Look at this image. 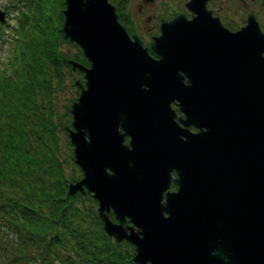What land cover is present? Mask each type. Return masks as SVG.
<instances>
[{
	"label": "water",
	"instance_id": "obj_1",
	"mask_svg": "<svg viewBox=\"0 0 264 264\" xmlns=\"http://www.w3.org/2000/svg\"><path fill=\"white\" fill-rule=\"evenodd\" d=\"M63 3L62 35L89 62L68 60L85 81L68 129L82 174L67 193H91L103 231L133 245L135 264H264V36L255 23L224 32L206 16L175 15L152 57L106 0Z\"/></svg>",
	"mask_w": 264,
	"mask_h": 264
},
{
	"label": "trees",
	"instance_id": "obj_2",
	"mask_svg": "<svg viewBox=\"0 0 264 264\" xmlns=\"http://www.w3.org/2000/svg\"><path fill=\"white\" fill-rule=\"evenodd\" d=\"M37 1L27 0L26 4L28 8L43 9L45 0ZM29 12L24 17V22L26 21L27 24L21 28L23 32L19 34L17 41L16 55L18 61L23 62L17 74L18 79H24V76L28 74L27 70L31 69L30 66L29 68L25 66L27 59H22V52L28 50V46L25 48L24 38L31 33L29 22L35 25L40 35L38 44L42 47L44 56L47 52V55L53 57L54 64L59 62L54 45L56 36L61 35L59 31L61 15L57 17L58 25H55L49 11L41 10L40 14L45 21L41 26L28 19ZM30 18L38 21L37 17ZM30 74L32 78L26 82L25 86L20 87L18 79L13 82L8 79L9 76L0 73V105H5L3 111L6 116L4 124L0 125V218L8 221L12 225V231L20 238L19 243L14 247L15 251L18 246L25 249V245H33V249L36 250L33 254L27 255L26 260L27 262L29 260L30 264H35L36 260L44 264H54L57 261H59L58 264H134L130 260L129 252L125 255L120 251L114 253L109 251L110 244L102 232L95 234L94 238L84 240L87 238L86 234L78 232L73 225V216L78 211V207L73 205L72 197L66 194L65 187L69 179L63 177L58 171L56 178L51 182L48 180L51 172L56 168L59 169L58 159L54 157L57 146L55 140L52 141L50 149L42 151L41 157L36 150L31 151L29 148V146L32 147L31 144L26 147L29 137L25 136L20 125H17L15 121L18 116L16 114L18 107L24 106L18 103L17 96L27 94L34 82V73L30 72ZM5 90H14L16 96L10 97ZM19 90L22 91L20 94ZM3 98L7 99L4 104L1 102ZM35 166H37V174L33 172ZM33 175L35 178H42L44 184H39L37 187V182H31ZM35 178L34 180L37 181ZM41 201L47 202L48 211L39 210L37 204ZM71 241V244L75 246L74 253L72 251L68 255L60 254L59 252H67V246L71 247ZM22 252L17 251L15 260L25 257L26 253L24 250ZM54 258L57 260L55 261Z\"/></svg>",
	"mask_w": 264,
	"mask_h": 264
},
{
	"label": "rangeland",
	"instance_id": "obj_3",
	"mask_svg": "<svg viewBox=\"0 0 264 264\" xmlns=\"http://www.w3.org/2000/svg\"><path fill=\"white\" fill-rule=\"evenodd\" d=\"M5 1L6 0H0V9L1 5ZM108 1L113 3L112 0ZM137 1L139 0H126L127 5L123 8V11L128 16L131 14L132 8L134 9ZM37 2H40V0ZM177 2L179 1L163 0L162 8H175L179 4ZM44 4L45 6L43 9L40 7L39 9H37L38 7H29L27 9L30 11L28 19L32 20L35 24L39 23V25L43 26L45 21L44 17L40 13L41 10L42 12L48 10L50 15L54 18L53 23L58 25L59 20H57V17L61 15V9L64 7L63 0H45ZM249 5V9L264 10V0H254L253 3H250ZM15 6L16 7H14L13 11L9 10V16H6V21L8 24L3 23L0 26V68H3L4 71L9 69L11 76L8 77V79L13 80V82L18 79L16 72L23 64L22 61V63L16 62V70L14 71V62L12 61L14 53V41L16 39L14 36H18L16 29L19 23L18 20L15 19L14 15L20 9V5L17 3ZM162 10L165 11L166 9ZM257 14L260 18L264 17L263 13L258 12ZM120 16L123 17V15ZM30 17H37L38 21L31 19ZM138 18V20L144 21L145 15H140ZM121 23L122 25L124 24L126 26L131 25V21L127 23L121 21ZM29 29L31 30V38L29 35L24 38V45L25 48L28 46V50H26V52H22V59H27V61L25 60V66L26 68H29L30 66L31 69L30 71L27 70L28 74L24 76V79H18V83L20 87L25 86L26 82L32 78V74H30V72L34 73V82L27 94L17 96L19 98L18 103H22L24 106L18 107L16 113L18 116L16 117L15 123L20 125L22 132H24L26 137H29L26 147L31 144L32 147L29 146L31 151L36 150L38 156L40 157L42 151L50 149L52 147V141L55 140L57 146L54 150V157L58 159L59 169H54L51 172V175L48 176V180L51 182L54 178H56L59 171L62 173L63 177L68 178L69 181L72 182L81 176V172L73 160L71 151L72 145L68 140L67 129L70 127L71 120L69 110L71 103L76 100L79 89L84 85V81L82 72L80 70L71 68L68 63L60 64L59 62H67L64 58L74 59L84 65H87L88 62L77 45L67 38H64L62 35H58L56 36L54 49L55 53L59 57V62L54 64L52 61L53 57L47 55V52L44 56L42 47L38 44L40 35L36 31L35 25H32V23L29 22ZM142 38L140 39L146 41V38ZM16 61H18L17 58ZM6 62L10 63V65L8 66ZM0 71L3 73L2 70ZM5 91L6 93H9L10 97L16 96L14 90ZM21 92L22 91L19 90V94ZM9 100H11V98H9ZM1 102L4 104L7 102V99L3 98V101ZM3 110H5V105H0V125H3L5 122L6 116ZM33 172L34 174H37V166H35ZM34 178L31 180V182H37V187L39 184H44L42 178L39 179L36 177L35 179L37 181H35ZM171 186L172 185L169 187ZM78 193L79 195H77ZM71 197L73 205L78 207L77 212H79L74 213L72 223L77 228L78 232L86 234L87 238H84V240L94 238L95 234L102 232L106 236V241L110 244L109 251L113 253L115 251H120L125 253V255L128 252L130 255L132 254V245L130 246L128 242L123 240L116 241L111 236H107L103 232L101 227V217L96 208L97 203L91 197L90 193L85 191H75L71 194ZM37 205L39 210H42L43 212L48 211L47 202L41 201ZM105 214L109 218L111 217L110 215H112L110 212ZM11 227L12 225L9 224L8 221L0 218V264H30L29 260L28 262L26 261L28 259L27 255L33 254L36 249H33V245L28 244L25 245V249H21L20 246H18L17 251L23 253L22 251L24 250L26 255L23 259L17 258L15 260L17 251H15L14 247H16L19 243L20 238L15 235ZM71 243L72 241L70 242L71 247L67 246V252L59 253L62 255H68L69 252L72 251L74 253L73 249L75 246H73ZM101 245L102 243L100 242V246ZM56 260L57 259H55V261ZM36 262L34 261L35 264H44L41 262L38 263L37 260ZM58 262L59 261L54 264H58Z\"/></svg>",
	"mask_w": 264,
	"mask_h": 264
},
{
	"label": "flooded vegetation",
	"instance_id": "obj_4",
	"mask_svg": "<svg viewBox=\"0 0 264 264\" xmlns=\"http://www.w3.org/2000/svg\"><path fill=\"white\" fill-rule=\"evenodd\" d=\"M162 1L139 0L134 9L132 8L129 16L123 11L127 5L126 0H112V5L117 13L119 11L120 15L126 16V18H122V22L131 21L130 26L123 24L129 34L133 32L139 38H146V41L142 40L146 48L153 41V38L158 36L160 25L179 14L186 19H191L194 16H206L215 24V28L224 32H235L245 26L248 20H251L255 23L257 31L264 36V17L260 18L257 14L258 12L264 14V10L249 9V4L253 3L254 0H199V4L194 9L187 6L189 0H178V6L170 9L162 8ZM162 9L166 10L163 11ZM140 15H145L144 21L138 20ZM149 53L155 57L153 52L149 51ZM262 56H264V51ZM188 128L193 131L196 129L191 125ZM170 189H174V186L172 185Z\"/></svg>",
	"mask_w": 264,
	"mask_h": 264
},
{
	"label": "bare ground",
	"instance_id": "obj_5",
	"mask_svg": "<svg viewBox=\"0 0 264 264\" xmlns=\"http://www.w3.org/2000/svg\"><path fill=\"white\" fill-rule=\"evenodd\" d=\"M156 146H157V145H156ZM163 148H164V146H163ZM161 151H162V150L159 149V150H157L155 153L158 154V153L161 152ZM166 151H167V150H166ZM162 154H163V152H162ZM166 154H167V153H166ZM160 155H161V153H160ZM158 156H159V155H158ZM151 167H153V166H151ZM155 170H156V168H155ZM153 175H154V177H156L155 174H153ZM138 186H139V185L137 184V182H133V183H130V184L128 185V189H129L130 192H135V194H136V192H138V191H137ZM125 189H126V188H125ZM122 191H123V190H122ZM257 195H258V194H257ZM134 204H135V203H134ZM133 206H134V205H133ZM141 210H142V209H141ZM137 211H140V210H137ZM140 212L142 213V211H140ZM143 214H144V213H143ZM245 221H246V220L243 219V220L241 221V226H240V229H242V230L245 229V231H244V235H243L244 237H245L246 233L248 232V231H247V227H246L247 225H246ZM228 224H229V223H228ZM226 225H227V224H226ZM248 228H249V227H248ZM250 229H251V228H250ZM254 229H255V228H254ZM238 230H239V229H238ZM242 230H241V231H242ZM239 231H240V230H239ZM245 238H246V237H245Z\"/></svg>",
	"mask_w": 264,
	"mask_h": 264
}]
</instances>
